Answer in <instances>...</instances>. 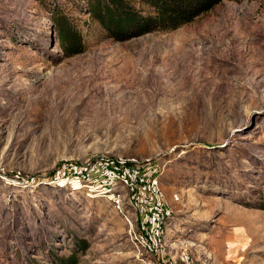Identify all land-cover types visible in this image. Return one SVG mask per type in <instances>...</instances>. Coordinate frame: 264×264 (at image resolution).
I'll return each mask as SVG.
<instances>
[{"label":"rangeland","instance_id":"rangeland-1","mask_svg":"<svg viewBox=\"0 0 264 264\" xmlns=\"http://www.w3.org/2000/svg\"><path fill=\"white\" fill-rule=\"evenodd\" d=\"M93 1L0 0V264H264V74L238 61L264 40V0L126 39ZM100 158L158 171L155 241L127 200L74 186Z\"/></svg>","mask_w":264,"mask_h":264},{"label":"built area","instance_id":"built-area-1","mask_svg":"<svg viewBox=\"0 0 264 264\" xmlns=\"http://www.w3.org/2000/svg\"><path fill=\"white\" fill-rule=\"evenodd\" d=\"M147 168L148 164L100 158L80 166L71 179L74 186L86 188L89 193H107L119 210L127 200L135 207V219L140 220L144 238L150 243L159 236L168 208L158 171L150 172ZM127 221L132 222L129 217Z\"/></svg>","mask_w":264,"mask_h":264},{"label":"trees","instance_id":"trees-1","mask_svg":"<svg viewBox=\"0 0 264 264\" xmlns=\"http://www.w3.org/2000/svg\"><path fill=\"white\" fill-rule=\"evenodd\" d=\"M94 0L91 12L104 30L117 39H126L155 29H173L191 21L221 0ZM143 5L149 7L148 10ZM59 20L62 47L67 54L82 50L80 33L63 17ZM73 259V258H72ZM57 264H69L62 258Z\"/></svg>","mask_w":264,"mask_h":264},{"label":"bare ground","instance_id":"bare-ground-1","mask_svg":"<svg viewBox=\"0 0 264 264\" xmlns=\"http://www.w3.org/2000/svg\"><path fill=\"white\" fill-rule=\"evenodd\" d=\"M258 44L260 49L256 53L252 51V48L244 51L240 54L238 61H248L250 67L255 69V73L264 74V40L261 43L258 40ZM129 224L133 225L132 222H129Z\"/></svg>","mask_w":264,"mask_h":264}]
</instances>
